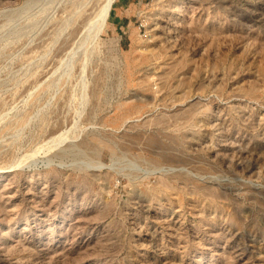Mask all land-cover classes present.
<instances>
[{
	"label": "rangeland",
	"instance_id": "rangeland-1",
	"mask_svg": "<svg viewBox=\"0 0 264 264\" xmlns=\"http://www.w3.org/2000/svg\"><path fill=\"white\" fill-rule=\"evenodd\" d=\"M83 1L0 0V264H264V0Z\"/></svg>",
	"mask_w": 264,
	"mask_h": 264
},
{
	"label": "bare ground",
	"instance_id": "bare-ground-1",
	"mask_svg": "<svg viewBox=\"0 0 264 264\" xmlns=\"http://www.w3.org/2000/svg\"><path fill=\"white\" fill-rule=\"evenodd\" d=\"M84 1H85V0H84ZM84 1H83V2H84ZM102 1H103V0H102ZM104 1H106V0H104ZM85 2H87V0H86ZM88 2H89V0H88ZM106 3H107L106 5H103V7H104L103 9H102V7H101L102 10H101V11L99 10L100 12H99L98 10H96V11L98 12L97 15H96L95 12H94V14L96 15L95 17H93V16H89V17H93V20H91V22H90V20H89V22H88L89 24H87V26L89 25V26H88V29L85 28V30L89 31L94 25L96 26L97 23H98V20H99L103 15H105L104 13H107V15H108V12H107V11L110 12V10H107V9L110 8V7L112 6V0H109V1L107 0ZM84 4H85V3H84ZM86 4H87V3H86ZM101 4H103V3H101ZM104 4H105V3H104ZM87 5H88V4H87ZM87 5H86V6H87ZM100 6H102V5H100ZM100 6H99V9H100ZM79 11H80V10H79ZM80 13H81V12H80ZM94 14H93V15H94ZM78 15H80V14H78ZM107 15H106V16H107ZM89 17H88L87 19H89ZM103 17H104V16H103ZM91 19H92V18H91ZM104 19H105V17H104ZM86 21H87V20H86ZM101 21H103V19L100 20V23H101ZM104 21H105V20H104ZM86 23H87V22H86ZM104 23H105V22H104ZM100 25H101V26H104L105 24L102 25V23H101ZM95 26H94V27H95ZM96 27H97V26H96ZM98 28L101 29L102 27L98 26ZM94 29H96V28H93V30H94ZM100 29H99V30H100ZM87 31H86V34H87ZM90 31H91V30H90ZM89 34H90V33H89ZM88 36H89V35H88ZM86 37H87V36H86ZM67 63H68V62H67ZM64 139H65V137H63V135H61V136H59L57 139H54V141H56V143L59 144V143L63 142ZM56 143H55V145H56Z\"/></svg>",
	"mask_w": 264,
	"mask_h": 264
},
{
	"label": "crops",
	"instance_id": "crops-1",
	"mask_svg": "<svg viewBox=\"0 0 264 264\" xmlns=\"http://www.w3.org/2000/svg\"><path fill=\"white\" fill-rule=\"evenodd\" d=\"M117 1H119L118 5H117V10H118V9H120V8H122L124 6L126 0H117ZM117 13L118 12H116V14Z\"/></svg>",
	"mask_w": 264,
	"mask_h": 264
}]
</instances>
